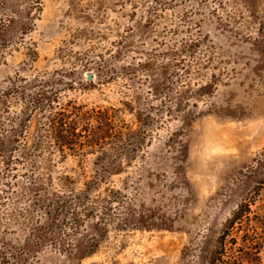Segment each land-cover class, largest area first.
<instances>
[{
    "label": "rangeland",
    "instance_id": "obj_1",
    "mask_svg": "<svg viewBox=\"0 0 264 264\" xmlns=\"http://www.w3.org/2000/svg\"><path fill=\"white\" fill-rule=\"evenodd\" d=\"M35 76L114 132L59 153L30 123L0 264H206L264 178V0H0V125Z\"/></svg>",
    "mask_w": 264,
    "mask_h": 264
},
{
    "label": "trees",
    "instance_id": "obj_2",
    "mask_svg": "<svg viewBox=\"0 0 264 264\" xmlns=\"http://www.w3.org/2000/svg\"><path fill=\"white\" fill-rule=\"evenodd\" d=\"M109 71L112 74L118 72L115 69ZM19 81H23L21 90L15 83L11 90L24 103L22 110L7 114L6 122L0 125V171L3 178L18 177L19 166H25L32 159L33 148L21 147L20 142L28 136L30 123L37 116L42 122L40 130L57 142L59 153H76L85 146L92 147L105 141L113 134L114 124L108 114H96L98 125L89 122L81 125L78 108L64 106L57 109V92L46 89L49 81L43 77ZM92 83L93 80L89 82ZM117 135L122 140L123 132L119 131ZM252 178L254 180L249 181V184L253 183L252 190L231 212L213 244L206 245V264H263L260 252L264 245V178ZM11 186L12 182L6 181L3 192ZM35 186L41 194V187L37 183Z\"/></svg>",
    "mask_w": 264,
    "mask_h": 264
},
{
    "label": "water",
    "instance_id": "obj_3",
    "mask_svg": "<svg viewBox=\"0 0 264 264\" xmlns=\"http://www.w3.org/2000/svg\"><path fill=\"white\" fill-rule=\"evenodd\" d=\"M88 79H89L90 81L93 80V74H92V73H89V74H88Z\"/></svg>",
    "mask_w": 264,
    "mask_h": 264
}]
</instances>
